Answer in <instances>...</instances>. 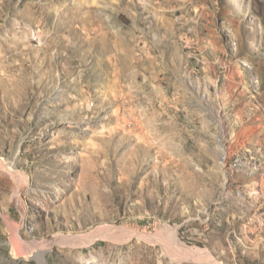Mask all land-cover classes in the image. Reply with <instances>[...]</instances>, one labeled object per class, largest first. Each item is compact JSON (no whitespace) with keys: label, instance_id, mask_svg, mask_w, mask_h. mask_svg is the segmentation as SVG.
Returning a JSON list of instances; mask_svg holds the SVG:
<instances>
[{"label":"rangeland","instance_id":"obj_1","mask_svg":"<svg viewBox=\"0 0 264 264\" xmlns=\"http://www.w3.org/2000/svg\"><path fill=\"white\" fill-rule=\"evenodd\" d=\"M0 264H264V0H0Z\"/></svg>","mask_w":264,"mask_h":264},{"label":"bare ground","instance_id":"obj_2","mask_svg":"<svg viewBox=\"0 0 264 264\" xmlns=\"http://www.w3.org/2000/svg\"><path fill=\"white\" fill-rule=\"evenodd\" d=\"M223 153V152H222Z\"/></svg>","mask_w":264,"mask_h":264}]
</instances>
